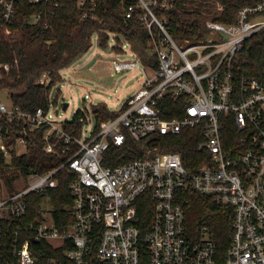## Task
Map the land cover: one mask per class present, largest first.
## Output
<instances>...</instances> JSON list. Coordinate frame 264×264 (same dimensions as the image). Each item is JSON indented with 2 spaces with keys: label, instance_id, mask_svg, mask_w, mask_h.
Instances as JSON below:
<instances>
[{
  "label": "built area",
  "instance_id": "2783aa9c",
  "mask_svg": "<svg viewBox=\"0 0 264 264\" xmlns=\"http://www.w3.org/2000/svg\"><path fill=\"white\" fill-rule=\"evenodd\" d=\"M20 1L0 0L7 24H12ZM138 1L144 10L140 20L152 39L150 56H156L157 62H144L137 55L133 61L113 62L116 73L139 69L146 78L123 112L103 121L98 132L94 127L85 139L83 127L74 134L73 127L65 130V124L72 121L54 120L52 107L26 113L13 104L8 106L0 96V156L9 159L13 151L3 137V120L32 130L48 125L52 132L45 134V152L58 155L56 146L63 142L62 155L67 156L45 174L27 175L17 193L0 196V264H264V84L253 77L238 79L232 72L233 59L246 41L264 29V0L240 8L232 25L207 20L208 37L194 44L171 37L166 22L153 11L158 0ZM77 2L84 19L96 18L94 0ZM134 10L127 8V18ZM40 18L36 14L32 20ZM153 26L160 31L158 40ZM2 68L9 71V65L0 64V76ZM49 79L40 83L49 85ZM166 96L186 98L183 114L170 119L162 115L158 103ZM172 108L167 111L176 110ZM86 119L85 114L77 123L84 126ZM189 129L197 131L198 150L203 154L193 169L179 153L156 149L149 151L155 153L152 156L122 165L104 163L110 147L122 146L127 135L142 141L157 133L180 135ZM17 142V151L26 153L24 138ZM63 169L71 177L73 201L66 227L58 226L48 202L42 217L27 221L30 206L26 198L56 189ZM189 190L232 208L233 235L224 258L207 227L196 234L189 230L183 201V193ZM140 208L150 218L148 225L139 215ZM12 219L26 222L16 228L5 250L3 227ZM40 241L55 250H67L63 256L36 255L31 245ZM42 256L47 259L40 262Z\"/></svg>",
  "mask_w": 264,
  "mask_h": 264
},
{
  "label": "trees",
  "instance_id": "16d2710c",
  "mask_svg": "<svg viewBox=\"0 0 264 264\" xmlns=\"http://www.w3.org/2000/svg\"><path fill=\"white\" fill-rule=\"evenodd\" d=\"M96 18H83V9L79 8L77 0H50L47 4H33L29 0H21L16 6V15L12 24L2 19L0 5V64L9 65V71L1 69L0 93L8 91L12 104L26 113H34L39 108L48 109L57 105L50 94L55 86L63 83L61 71L70 67L84 56L92 47V38L98 36V45L102 50L124 53L122 40L131 48L134 55L141 57L144 62L153 60L150 56L152 39L140 16L144 10L138 0H94ZM258 0H158L153 11L159 20L166 22V27L173 39L183 43H197L208 37L206 21H214L232 25L236 22L240 8L253 6ZM58 4V6H56ZM165 4V5H163ZM90 2L87 9L90 8ZM129 6L135 8L131 18H127ZM219 6L223 7L219 10ZM39 14L38 22H33V16ZM156 39L160 37L157 26H153ZM114 41V46L111 44ZM232 72L240 79L243 76L253 77L264 84V29L246 41L245 48L233 59ZM48 75L49 85L41 84L39 80ZM186 98L180 96L164 97L158 107L162 109L165 118H173L183 114ZM176 109L168 112L170 108ZM173 109V108H172ZM91 114L95 120V132L99 131L103 121L117 118L122 112L111 111L104 102L91 105ZM86 110V113L90 112ZM171 111V110H170ZM85 113L77 111L72 123L65 124V130L74 128L78 134L83 124L77 123ZM3 137L8 146H13L11 157L0 156V187L2 197L11 196L24 187V178L32 173L45 174L59 167L67 156L62 155L64 143L56 148L59 154L45 152L47 141L44 140L48 125L39 129L11 125L6 120L1 121ZM26 132V134H25ZM23 137L27 151L20 154L17 151L18 139ZM198 133L196 130H184L180 135L154 134L142 141H135L127 135L125 143L111 146L106 153L104 163L114 167L134 160L142 159L150 150L159 153L177 152L182 156L184 164L193 169L201 163L202 152L198 150ZM54 142V136L50 138ZM59 186L45 194H31L26 200L30 206L27 221L42 217L46 203L50 204L52 215L61 228H65L68 220V208L72 204L70 194L71 177L66 169L60 171ZM15 181H19L16 183ZM186 202L187 225L191 232L197 233L207 227L212 239L218 245L221 257L224 258L233 235V210L216 204L209 196H204L194 190L183 193ZM139 215L145 225L150 218L144 209H139ZM25 221L6 220L4 223V248L9 250L13 233L17 227L24 226ZM67 222V223H66ZM34 254L40 252L48 255L63 256L67 247L54 249L47 242L40 241L31 245ZM47 256L39 258L40 262Z\"/></svg>",
  "mask_w": 264,
  "mask_h": 264
},
{
  "label": "rangeland",
  "instance_id": "374dc122",
  "mask_svg": "<svg viewBox=\"0 0 264 264\" xmlns=\"http://www.w3.org/2000/svg\"><path fill=\"white\" fill-rule=\"evenodd\" d=\"M111 46H114V41ZM122 46H125L124 53H116L115 50L111 52L102 50L98 45V36L96 34L93 36L91 49L70 67L61 71L64 81L55 86L50 94L51 102L58 94V103L52 105L51 108L55 115L54 120L58 122L72 121L77 111L84 112L87 123L83 126V138L86 139L95 127V120L90 111L91 105L104 102L111 111H120L129 98L136 95L144 86L146 75L139 69H133L126 73L114 71V61H133L136 58L131 52V48L123 40ZM146 73L151 75L147 70ZM47 79H49L47 76H43L39 82H47ZM49 80L50 83L51 79ZM0 96L8 106L12 105L11 94L8 91H3ZM66 103L69 106L64 109ZM86 110L90 112L86 113ZM49 132H52L51 129L46 131V135ZM20 150L21 152L25 151L24 147H21ZM2 189L0 187V196Z\"/></svg>",
  "mask_w": 264,
  "mask_h": 264
},
{
  "label": "water",
  "instance_id": "95a60500",
  "mask_svg": "<svg viewBox=\"0 0 264 264\" xmlns=\"http://www.w3.org/2000/svg\"><path fill=\"white\" fill-rule=\"evenodd\" d=\"M68 106H69V104L68 103H66L65 105H64V109H67L68 108ZM35 242V241H34Z\"/></svg>",
  "mask_w": 264,
  "mask_h": 264
}]
</instances>
